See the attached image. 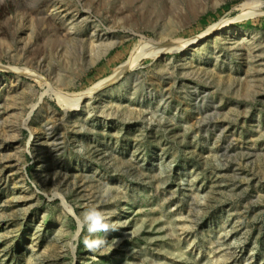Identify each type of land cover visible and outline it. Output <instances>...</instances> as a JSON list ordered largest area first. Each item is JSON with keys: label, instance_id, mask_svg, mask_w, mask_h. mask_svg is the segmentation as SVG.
Here are the masks:
<instances>
[{"label": "rangeland", "instance_id": "rangeland-1", "mask_svg": "<svg viewBox=\"0 0 264 264\" xmlns=\"http://www.w3.org/2000/svg\"><path fill=\"white\" fill-rule=\"evenodd\" d=\"M244 1L0 0V264H264V14ZM140 36L180 49L57 104Z\"/></svg>", "mask_w": 264, "mask_h": 264}, {"label": "bare ground", "instance_id": "bare-ground-1", "mask_svg": "<svg viewBox=\"0 0 264 264\" xmlns=\"http://www.w3.org/2000/svg\"><path fill=\"white\" fill-rule=\"evenodd\" d=\"M148 1L151 2L152 0L151 1L148 0ZM153 4L159 10L165 7L163 5L164 2L158 3V0H154ZM187 5L188 6H186V7L190 12H193V13L197 12L198 8H197L196 0H190V2ZM263 8H264V0H247V1H244L237 6V9L239 10V16L238 17L239 18H248V17H255L258 15L264 14ZM180 11H181V8H180ZM181 12H183V11H181ZM176 21H173L171 23V25L172 24L175 25ZM230 21H231V19H229V18L228 19H221L217 23L209 26L208 30L202 36H205L206 34H210V33L215 32V31L223 32L225 30V31L229 32V30L231 29ZM236 31H238V30H236ZM199 38H200V36H198V37L196 36L192 39L190 38V40H185L184 42L181 43V45H182L181 47L191 46V44L198 41ZM172 43L161 44V43H157V41H155V40L146 39L145 37L140 36V39L137 41V43H135L133 45L131 52L129 54L128 60L125 61L124 63H122L121 65L117 66L112 74H110L106 78L100 80L94 86L88 88L85 91L79 92V93H77V92L76 93H69L66 91H62L60 89H53V90H50V92L52 93L57 104L63 110H77V109H79L82 101L84 99L88 98L89 96H91L92 94H94L95 92L103 90L115 82L117 83V81H119L123 77L130 78V77H128V76H130V75H128V73L131 72V70H133L137 66V64L139 62H141V60L145 59L146 57L158 58L165 51L170 50L171 47H172L171 49H173V50L180 49V47H176L177 44L175 42L173 44ZM109 48H110L109 44H108V46H106L104 48H100V50L96 54V60L99 59L101 56H103L109 50ZM78 57H80V56H78ZM135 82H137V80ZM52 85H53V83H52ZM50 92L46 91V94L50 93ZM44 95L45 94L43 92V94H41V96H40V99L43 98Z\"/></svg>", "mask_w": 264, "mask_h": 264}, {"label": "clouds", "instance_id": "clouds-1", "mask_svg": "<svg viewBox=\"0 0 264 264\" xmlns=\"http://www.w3.org/2000/svg\"><path fill=\"white\" fill-rule=\"evenodd\" d=\"M108 220L109 217L103 212L97 209H90L83 216L82 227L86 226L89 233L101 231L107 232L111 227ZM84 243L85 247L90 250H96L103 244V240L101 238H97L95 240H89L86 238Z\"/></svg>", "mask_w": 264, "mask_h": 264}, {"label": "crops", "instance_id": "crops-1", "mask_svg": "<svg viewBox=\"0 0 264 264\" xmlns=\"http://www.w3.org/2000/svg\"><path fill=\"white\" fill-rule=\"evenodd\" d=\"M117 57L118 56L115 53L112 55H109V57L102 62L101 66H100L102 68V70H101V68L99 69V71L97 73H100V74H98V75H102V76L106 75L107 72H106L105 68L107 67V65H111L114 61H117L118 60ZM106 69H108V68H106ZM94 76H96V73Z\"/></svg>", "mask_w": 264, "mask_h": 264}]
</instances>
